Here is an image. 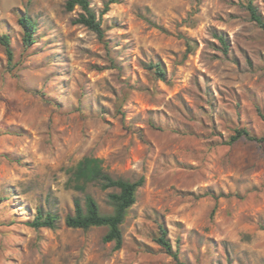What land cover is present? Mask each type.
<instances>
[{
  "label": "rangeland",
  "instance_id": "rangeland-1",
  "mask_svg": "<svg viewBox=\"0 0 264 264\" xmlns=\"http://www.w3.org/2000/svg\"><path fill=\"white\" fill-rule=\"evenodd\" d=\"M247 1L89 0L103 41L65 0H0L16 62L9 71L0 44V264H178L153 240L158 220L186 264H264V143H225L237 127L264 134V30ZM88 154L144 178L119 249L103 226L64 222L83 198L67 170ZM111 190L86 188L102 212ZM36 207L58 215L54 229L25 223Z\"/></svg>",
  "mask_w": 264,
  "mask_h": 264
},
{
  "label": "trees",
  "instance_id": "trees-1",
  "mask_svg": "<svg viewBox=\"0 0 264 264\" xmlns=\"http://www.w3.org/2000/svg\"><path fill=\"white\" fill-rule=\"evenodd\" d=\"M76 6L81 9V12L73 19V23L85 26L93 31L100 40L104 41L105 32L100 18L96 16L95 11L91 8L89 0H65V8L68 11L73 10ZM245 7L249 12L250 18L264 30V17L259 13L252 0H248ZM107 9L108 2L104 5L103 11ZM17 21L21 28L23 45H32L35 42L36 22L25 13L19 15ZM218 38L223 45L224 51H226L227 45L223 37L218 35ZM185 43L188 51L194 49V43L191 39L185 38ZM0 44L3 46L6 54V67L11 71L16 67V62L14 61L10 37L7 33H0ZM147 68L152 70L158 77L165 78V71L161 63H149ZM257 112L261 118H264L259 109H257ZM241 139L261 144L264 143V134L258 135L247 127H237L225 143L233 144ZM67 172L69 176L66 186L83 193V198L81 199L76 196L73 199V211L65 216V225L84 230L91 227L103 226L106 228V231L102 236V240L104 242H113L114 249L122 247L124 237L121 226L129 208L136 200L138 188L143 185V176L135 180L114 177L105 169L103 159L92 154L81 157ZM92 183H95L102 190L112 189L107 193V202L111 206L110 212H102L95 197L86 191L87 186ZM203 195H211L214 199H217L220 196H230L231 194H215L208 191ZM214 211L215 205L211 210V215H213ZM58 218L56 213L43 211L40 207H36L35 212L26 218L25 223L35 229L41 227L54 229ZM258 225L264 230V224L259 223ZM153 240L173 261L178 264H186L182 260L178 248L172 247L167 237V228L160 220L157 221V234Z\"/></svg>",
  "mask_w": 264,
  "mask_h": 264
}]
</instances>
